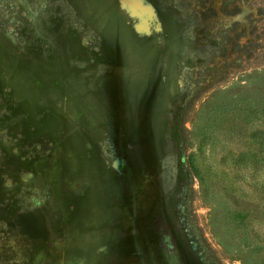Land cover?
I'll return each instance as SVG.
<instances>
[{
	"label": "rangeland",
	"instance_id": "1",
	"mask_svg": "<svg viewBox=\"0 0 264 264\" xmlns=\"http://www.w3.org/2000/svg\"><path fill=\"white\" fill-rule=\"evenodd\" d=\"M0 264H264V0H0Z\"/></svg>",
	"mask_w": 264,
	"mask_h": 264
},
{
	"label": "trees",
	"instance_id": "2",
	"mask_svg": "<svg viewBox=\"0 0 264 264\" xmlns=\"http://www.w3.org/2000/svg\"><path fill=\"white\" fill-rule=\"evenodd\" d=\"M189 99V97L188 98H186V100H185V102H184V106L186 105V103H187V100Z\"/></svg>",
	"mask_w": 264,
	"mask_h": 264
}]
</instances>
